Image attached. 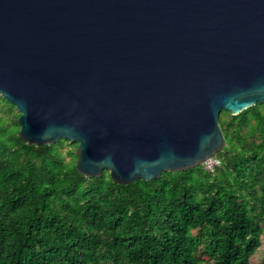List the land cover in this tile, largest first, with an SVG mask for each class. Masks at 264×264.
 I'll return each mask as SVG.
<instances>
[{
  "label": "water",
  "instance_id": "95a60500",
  "mask_svg": "<svg viewBox=\"0 0 264 264\" xmlns=\"http://www.w3.org/2000/svg\"><path fill=\"white\" fill-rule=\"evenodd\" d=\"M0 96L85 176L202 165L221 111L264 103V0H0Z\"/></svg>",
  "mask_w": 264,
  "mask_h": 264
},
{
  "label": "trees",
  "instance_id": "16d2710c",
  "mask_svg": "<svg viewBox=\"0 0 264 264\" xmlns=\"http://www.w3.org/2000/svg\"><path fill=\"white\" fill-rule=\"evenodd\" d=\"M19 114L0 96V264H252L264 235V103L221 111L212 172L128 184L78 172L77 142L68 159V140L26 142Z\"/></svg>",
  "mask_w": 264,
  "mask_h": 264
},
{
  "label": "rangeland",
  "instance_id": "374dc122",
  "mask_svg": "<svg viewBox=\"0 0 264 264\" xmlns=\"http://www.w3.org/2000/svg\"><path fill=\"white\" fill-rule=\"evenodd\" d=\"M16 110H17V109H16ZM225 117H226V116L223 115V118H225ZM69 143H70V141H68V142L66 143V145H64V147L62 148L63 151L65 152V155H66V158H67V159H68L69 157H68V155H67V153H66V150L72 148V146H69ZM74 152H75V148H74ZM261 242H262L261 246H260V247L257 249V251L251 256V263H252V264H259V263L263 260V258H264V235L261 236Z\"/></svg>",
  "mask_w": 264,
  "mask_h": 264
},
{
  "label": "built area",
  "instance_id": "2783aa9c",
  "mask_svg": "<svg viewBox=\"0 0 264 264\" xmlns=\"http://www.w3.org/2000/svg\"><path fill=\"white\" fill-rule=\"evenodd\" d=\"M220 164V159L217 155L212 156L205 160L202 164L203 168L208 170V171H213L216 165Z\"/></svg>",
  "mask_w": 264,
  "mask_h": 264
}]
</instances>
